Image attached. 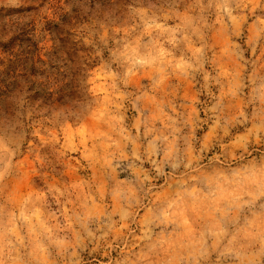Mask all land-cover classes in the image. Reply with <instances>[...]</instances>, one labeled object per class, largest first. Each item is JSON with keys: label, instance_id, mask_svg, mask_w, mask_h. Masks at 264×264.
<instances>
[{"label": "clouds", "instance_id": "clouds-1", "mask_svg": "<svg viewBox=\"0 0 264 264\" xmlns=\"http://www.w3.org/2000/svg\"><path fill=\"white\" fill-rule=\"evenodd\" d=\"M0 264H264V0H0Z\"/></svg>", "mask_w": 264, "mask_h": 264}]
</instances>
